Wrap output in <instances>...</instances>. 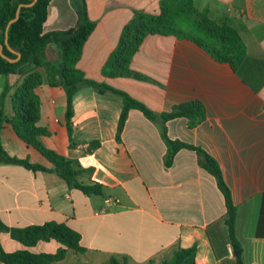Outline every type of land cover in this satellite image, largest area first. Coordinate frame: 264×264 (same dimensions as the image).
Returning a JSON list of instances; mask_svg holds the SVG:
<instances>
[{"label":"crops","instance_id":"obj_1","mask_svg":"<svg viewBox=\"0 0 264 264\" xmlns=\"http://www.w3.org/2000/svg\"><path fill=\"white\" fill-rule=\"evenodd\" d=\"M192 1L241 36L245 53L235 68L189 38L155 32L144 35L128 62L144 76L103 75L101 66L122 25L134 10L157 12L158 0H85L94 26L75 65L87 77L126 91L155 112L180 101L199 100L204 115L194 124L183 115L150 119L130 107L116 140L121 96L79 84L71 96L68 133L62 86L48 84L45 78L37 86V123L47 129L39 140L83 168L77 175L80 181L102 184L100 194H85L53 171L0 162L2 222L22 226L53 220L80 234L84 250L66 247L61 258L48 264H101L110 255L126 264H163L176 247L191 244L194 264H237L214 176L198 165L197 154L189 147H179L164 164L166 144L160 125L170 139L199 146L214 158L235 208L234 238L242 264H264V0ZM75 21L70 0H49L41 27L63 29ZM51 47L57 54L50 41L44 48L45 60H52ZM35 68L43 70L41 65ZM22 75L0 73V91L7 84L6 115L12 112L8 98L10 102ZM0 142L9 154L50 164L6 122L0 127ZM105 197L110 202H104ZM59 245L55 239L38 240L30 249L53 251Z\"/></svg>","mask_w":264,"mask_h":264},{"label":"trees","instance_id":"obj_2","mask_svg":"<svg viewBox=\"0 0 264 264\" xmlns=\"http://www.w3.org/2000/svg\"><path fill=\"white\" fill-rule=\"evenodd\" d=\"M0 0V43L2 52L8 57H15L16 53L8 49L3 41L6 35L9 46L19 52L15 60H7L0 55V73H23L20 81L15 84L10 93L11 114L3 111V97L7 90L4 84L0 91V127L8 123L13 132L26 144L37 149L48 161L49 166L29 161L27 157L9 154L0 142V162L18 163L33 171L47 170L59 175L68 186L79 188L85 194H100L102 184L98 181L82 182L77 175L83 170L68 157L44 146L39 140L40 135L47 133L45 126L37 123L39 117V96L37 86L45 78L48 84L59 83L65 93L64 119L67 132H70V116L72 113L71 96L79 84H88L98 91L106 89L121 96L122 105L118 114L114 138L119 140V133L130 107L138 108L150 119H164L183 115L192 125L204 115L203 106L199 100L188 99L171 106L167 111L155 112L140 100L132 97L126 91L111 86L105 81L87 77L75 65L82 47V43L92 30L94 21L88 18L85 0H70L76 12L74 25L63 29L42 31V22L46 16V6L49 0ZM19 3L17 17L14 15ZM7 26V27H6ZM170 33L176 37H186L204 48L217 60L227 61L233 68L245 53L244 42L231 25L218 22L210 18L207 8L198 9L192 0H158V11L149 12L134 10L130 18L122 25L115 47L109 52L101 66L105 76L143 74L131 69L128 62L132 53L137 49L142 38L147 33ZM53 41L58 47V59L48 61L44 59L46 44ZM41 65L40 71L35 67ZM160 134L166 144L164 164H169L172 155L179 147H189L197 154L198 165L214 176L216 185L224 200L223 220L227 227L230 243L237 250L236 262L242 264L239 256L240 248L234 238L235 208L231 201L229 189L223 180L219 166L212 156L199 146L166 136L163 125ZM6 231L14 240L22 244L15 250H4L0 245V263L5 264H48L52 260L61 258L70 247L75 251L84 250L80 244L79 232L69 225L48 220L41 223H30L22 226L7 225L0 220V231ZM55 239L60 245L53 251H33L29 247L38 240ZM194 244L178 246L171 254L162 260L163 264H194ZM101 264H126L122 258L110 255Z\"/></svg>","mask_w":264,"mask_h":264},{"label":"rangeland","instance_id":"obj_3","mask_svg":"<svg viewBox=\"0 0 264 264\" xmlns=\"http://www.w3.org/2000/svg\"><path fill=\"white\" fill-rule=\"evenodd\" d=\"M55 46H56V44H55ZM50 51H48V52L51 55V58H52L51 61H53L54 59H58L59 58V56H58V49H57V54L56 55L53 52V47H51V50ZM8 104L10 105L9 98H8ZM0 245H1V247L3 249H10V248H12L14 246L20 247V243L18 241L14 240L13 238H11L6 232H2L0 234ZM29 248H32V247H29Z\"/></svg>","mask_w":264,"mask_h":264},{"label":"water","instance_id":"obj_4","mask_svg":"<svg viewBox=\"0 0 264 264\" xmlns=\"http://www.w3.org/2000/svg\"><path fill=\"white\" fill-rule=\"evenodd\" d=\"M32 2H33V0H31V1L28 2L27 4H31ZM21 4H22V3H19V4L17 5V7L15 8L14 15L8 20L7 25H8V23H9L10 21L14 20V19L17 17V15H18V10H19V6H20ZM6 27H7V26H6ZM3 43H4V45H5L8 49L14 51V52L16 53V56H15V57H8L6 54H4V53L2 52V43H0V55H1L2 57L6 58L7 60H10V61L17 59L18 56H19V52H18L17 50H15V49L11 48V47L9 46V44H8V42H7V39H6V35L4 36V41H3ZM235 252H236V250H235ZM0 264H5V263H4V262H1Z\"/></svg>","mask_w":264,"mask_h":264},{"label":"built area","instance_id":"obj_5","mask_svg":"<svg viewBox=\"0 0 264 264\" xmlns=\"http://www.w3.org/2000/svg\"><path fill=\"white\" fill-rule=\"evenodd\" d=\"M104 202L108 203V202H110V199L108 197H105Z\"/></svg>","mask_w":264,"mask_h":264}]
</instances>
